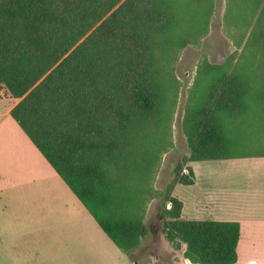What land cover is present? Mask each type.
Returning a JSON list of instances; mask_svg holds the SVG:
<instances>
[{"label":"trees","instance_id":"trees-1","mask_svg":"<svg viewBox=\"0 0 264 264\" xmlns=\"http://www.w3.org/2000/svg\"><path fill=\"white\" fill-rule=\"evenodd\" d=\"M211 4L212 0H0V83L18 100L10 115L125 253L128 246L102 220L96 184L104 180L103 155L116 147L111 135L133 131L153 109L156 92L149 84L150 61L127 71L116 66L126 55L140 53V47L151 56L158 36L182 31L186 16L205 21L202 9ZM227 9V21L250 27L264 49V0H227ZM235 79L240 82L241 75L235 74ZM245 95L238 92L230 98L228 109L246 115L254 106L243 101ZM225 109L226 104L217 115L211 113L199 132V145L218 154L192 160L246 156L262 146L255 143L264 140V124L255 125V136H243L242 130L229 136ZM169 224L167 237H182L190 263L236 262L238 222Z\"/></svg>","mask_w":264,"mask_h":264},{"label":"rangeland","instance_id":"rangeland-1","mask_svg":"<svg viewBox=\"0 0 264 264\" xmlns=\"http://www.w3.org/2000/svg\"><path fill=\"white\" fill-rule=\"evenodd\" d=\"M202 11H206L205 21L186 16L182 31L158 36L151 56L140 47V53L126 55L120 67L116 66V70L127 71L129 66L139 69L150 61L149 84L156 92L153 109L133 131L111 135L116 147L103 155L100 171L104 180L96 184L104 205L102 220L128 246L129 253L98 231L89 212L59 181L46 159L31 150L23 161L36 168L30 171L34 177L41 173L42 187L31 185L26 190L30 193L14 197L18 202L10 205L36 218L24 219L29 228L14 227L13 247L8 253L0 248V264H197L184 257L182 237L169 239L167 234L169 223L203 221L193 205L181 202L182 184L192 181L188 163L218 154L199 145L202 125L224 104L229 136L241 130L243 136H255V125L264 124L263 47L251 36L250 27L227 21V0H212L211 7ZM237 73L240 82L235 79ZM238 92L246 93L243 101L254 106L246 115L237 108L228 109L230 98ZM17 101L0 83V117H11L10 109ZM19 130L29 139L21 129L14 130L16 139ZM197 193L198 188L192 190L194 198ZM0 198L4 199L0 210H7L5 194L0 193ZM247 255L243 243L238 264H248Z\"/></svg>","mask_w":264,"mask_h":264},{"label":"crops","instance_id":"crops-1","mask_svg":"<svg viewBox=\"0 0 264 264\" xmlns=\"http://www.w3.org/2000/svg\"><path fill=\"white\" fill-rule=\"evenodd\" d=\"M16 129L21 128L12 117H0V156H3L0 159V193L5 194V202L9 205L7 210H0V248L7 250V253L13 247L10 240L14 227L18 225L29 228L30 223L24 219L33 217L24 210H15L10 204L18 202V199L14 201V197L30 193L26 190L31 185L42 187L41 173L34 177L30 171H35L36 168L23 161L24 157L28 158L31 150L35 151L36 155L42 154L20 130L21 134L16 139ZM261 143L262 147H257L246 156L191 160L188 163V173L192 176V181L181 186V202L193 205V210L199 211L200 219L238 222L237 260L233 264L240 262V246L243 243L248 254V264H264V140L255 145ZM52 171L59 177L54 169ZM212 183L214 188H211ZM197 188V197L194 198L192 190ZM39 191L41 196L42 189ZM73 196L79 201L74 194ZM2 202L4 199L0 198V203ZM195 202L199 204L198 208L194 207ZM79 203L82 205L80 201ZM88 217L93 219L91 215ZM93 221L97 224L94 219ZM98 228V231L109 239L99 225ZM2 258L5 256L2 255Z\"/></svg>","mask_w":264,"mask_h":264},{"label":"water","instance_id":"water-1","mask_svg":"<svg viewBox=\"0 0 264 264\" xmlns=\"http://www.w3.org/2000/svg\"><path fill=\"white\" fill-rule=\"evenodd\" d=\"M187 261L189 262V260L187 259Z\"/></svg>","mask_w":264,"mask_h":264}]
</instances>
